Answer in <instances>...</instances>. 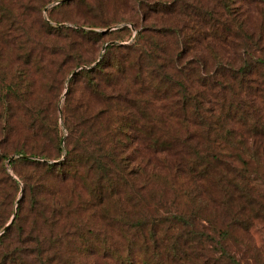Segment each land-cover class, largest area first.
<instances>
[{
	"label": "trees",
	"instance_id": "16d2710c",
	"mask_svg": "<svg viewBox=\"0 0 264 264\" xmlns=\"http://www.w3.org/2000/svg\"><path fill=\"white\" fill-rule=\"evenodd\" d=\"M96 1L84 25H112ZM111 9L141 13L136 40L90 59L107 34L79 29L71 59L66 28L32 37L0 2V65H17L0 71V264H243L229 241L264 222V0Z\"/></svg>",
	"mask_w": 264,
	"mask_h": 264
},
{
	"label": "rangeland",
	"instance_id": "374dc122",
	"mask_svg": "<svg viewBox=\"0 0 264 264\" xmlns=\"http://www.w3.org/2000/svg\"><path fill=\"white\" fill-rule=\"evenodd\" d=\"M67 1V3H65ZM101 1V0H100ZM99 0L96 1L100 2ZM105 6L111 11L107 16H104V19L101 21H109L114 23L108 27H89L85 26L84 23L86 19L84 14L80 11V0H51L44 1L43 3L34 5L36 0H0V2L7 8V12L13 16L14 21H17L20 25L19 31L25 32L32 37H37L41 40H50L49 36L45 35L47 27L44 22H47L52 27H62L66 28L65 33H69L70 39L74 42H77L76 49L71 51L69 57L71 59L77 56V53L80 49L85 52L89 49L88 46L82 45L86 41L81 38L79 29L84 31H93V32H102L107 35L95 46L94 52L89 54L85 52V58L99 57L105 51L107 44L116 43L115 38L121 36V41L118 42L120 45H130L136 40V35L140 30L141 18L142 15L139 11L134 13H121L114 12L111 7L114 5L116 0H103ZM69 2V3H68ZM52 14V15H51ZM257 17V14L254 12ZM54 20H52V18ZM95 21L100 22L101 14L96 13L94 16ZM99 19V20H98ZM135 21V22H133ZM118 29V30H117ZM123 29V30H122ZM75 30V31H73ZM3 31H5L3 29ZM45 40L46 42H48ZM63 40V38H61ZM51 41V40H50ZM51 43V42H48ZM81 44V45H80ZM88 44V43H85ZM90 45V44H89ZM27 46H25L26 48ZM3 55L6 57H11L12 54L8 49H3ZM81 51V50H80ZM13 57V56H12ZM75 61V59H74ZM9 62V60H8ZM95 64V63H93ZM81 67L76 68L75 72L78 71ZM0 71L5 73L4 79L7 83L8 80L13 81L16 77L14 74L17 71V65L12 69H9L7 63H2L0 65ZM74 72V73H75ZM73 73V74H74ZM17 75V73L15 74ZM2 78V77H1ZM14 82V81H13ZM38 92L41 95L45 91V82L37 84ZM6 89L3 88L2 93H5ZM64 94L65 91L61 94L60 100L58 103V125L60 133L66 135V128L63 124L64 116L62 111V105L64 103ZM6 166L9 173L17 180H20L18 176L14 173L12 166L9 164V161H6ZM22 194V184L21 190L18 194V199ZM16 203L14 205V213L10 221L6 226L11 222L15 216ZM13 221V220H12ZM12 223V222H11ZM10 223V224H11ZM5 226V227H6ZM4 227V228H5ZM3 231H5L3 229ZM1 234V233H0ZM234 236L229 241V248L233 253L236 254L237 259L243 264H264V222L258 221L248 231L236 230Z\"/></svg>",
	"mask_w": 264,
	"mask_h": 264
},
{
	"label": "water",
	"instance_id": "95a60500",
	"mask_svg": "<svg viewBox=\"0 0 264 264\" xmlns=\"http://www.w3.org/2000/svg\"><path fill=\"white\" fill-rule=\"evenodd\" d=\"M13 218H14V217H13ZM12 220H13V219H12ZM12 220H11V222H12ZM11 222H10V223H11ZM10 223L4 228V230H6V228L10 225Z\"/></svg>",
	"mask_w": 264,
	"mask_h": 264
}]
</instances>
